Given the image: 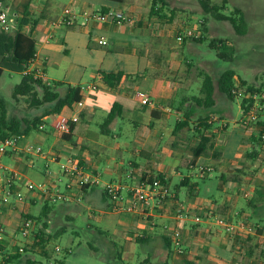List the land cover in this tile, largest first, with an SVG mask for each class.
<instances>
[{
    "label": "crops",
    "instance_id": "1",
    "mask_svg": "<svg viewBox=\"0 0 264 264\" xmlns=\"http://www.w3.org/2000/svg\"><path fill=\"white\" fill-rule=\"evenodd\" d=\"M153 1L68 0L60 5L72 6L76 11L74 23L53 26L51 23L61 14L49 4H41L40 0H5L7 7L15 9V24L25 19L23 29L36 44L37 60L28 70L41 72L49 84L79 87L85 107L70 139L55 131L57 114H48V107L33 109L32 114H36L32 119L40 120L38 128L19 136L18 150L8 153L4 158L10 162L3 164L15 171L14 187L20 193L22 183L26 186L29 181L42 182L32 179L51 181L70 196V200L61 201L64 204L79 202L80 196L94 197L100 192L113 210L105 193L108 184L121 185L122 193L127 196L142 179L160 178L169 193L162 198V203L152 200L149 209L134 213L114 210L119 213L116 227L123 225L144 249L140 264H264V222L255 219V209L250 211L241 205V196L251 208H258V199L264 202V166L255 161L251 140L240 125L241 118L230 120L223 110L208 111L195 105L193 97L201 95L202 83L192 82L189 75L193 62L184 54L179 56V51L193 48L191 45L195 42L191 37L179 42L173 34L159 32L161 21L192 25L196 16L176 12L169 19L171 14L164 9L159 15H153ZM161 4L158 1L157 8ZM85 10L124 12L131 21L124 24L87 21L82 15ZM164 13L168 17H162ZM102 39L108 43L101 44ZM51 70L60 71L61 78H52ZM4 71L16 73L4 69L0 81ZM118 71L128 75L127 78L109 88L101 74ZM245 80L236 73V83L245 84ZM216 89L220 91L217 85ZM193 91L196 94L191 95ZM215 91L214 107L218 103ZM142 94L151 103H144ZM227 99L230 98L221 99L224 107ZM115 105L120 106L119 115L104 126ZM192 112L195 113L187 120L185 113ZM205 116H208V125L201 124ZM185 120L188 124L175 133L177 124ZM204 136L212 139L211 147L208 154L196 158L193 150ZM37 146L47 154L37 155L34 151ZM70 161L96 177L99 183L82 189L74 185L67 190L69 180L61 165ZM197 165L212 167L217 180L201 177L195 170ZM242 170L247 175L241 174L239 179L237 173ZM175 179L178 183L174 186ZM101 185L104 189L99 190ZM22 196L18 210L13 211L6 198H13L15 203V197L7 196L5 184L0 188V225L6 228L0 241L1 252L16 248L14 244L30 242L31 234L19 240V227L22 216L36 219L30 207L39 203L42 204L39 228L44 225L43 232L48 235L65 230L51 233L47 221L43 220L57 210L46 195L27 190ZM196 216L201 217V222L195 220ZM215 216L232 221L246 219L260 229L254 235L230 237L215 227ZM65 217L71 218L67 214ZM177 229L181 231V253L170 241V235ZM6 254H0V264H19L20 258L8 261L12 255Z\"/></svg>",
    "mask_w": 264,
    "mask_h": 264
},
{
    "label": "rangeland",
    "instance_id": "2",
    "mask_svg": "<svg viewBox=\"0 0 264 264\" xmlns=\"http://www.w3.org/2000/svg\"><path fill=\"white\" fill-rule=\"evenodd\" d=\"M226 1L224 3V0H211V3L222 7L220 13L236 18L239 27L242 29L241 32L236 30L229 21L216 19L211 14L206 13L199 0H166L167 5L164 10H167L168 14L172 11L182 14L193 13L192 15H195L197 20L192 22V25L195 28H200L205 38L202 43H193L191 45L193 48L179 51V56L182 57L184 54L187 59L193 62V65L190 66L189 76L193 83L199 80L197 85L203 82L204 72L210 74L214 84L217 85L221 73L233 69L238 76L246 79L245 84L263 88L264 0ZM60 2L67 3L68 0H40L41 4H49L52 10L61 14L64 6L62 7ZM1 11L7 13V21L10 25L15 23V9L7 7L5 1H0ZM241 17L243 18L242 22L240 21ZM198 20H205V26H199ZM16 24L18 23L16 22ZM212 40L217 45L224 42L227 51L233 55V59L219 58L218 51L209 46ZM49 74L54 79L61 78L60 71L51 70ZM21 80L22 75L19 73L11 74L9 71H4L0 81V98L5 101L9 117L17 120H32V116L36 113L32 114L33 108L28 98L19 97L16 99L13 97L14 87ZM193 92L190 94H196V91ZM215 95L218 100L217 106L208 109V111L223 110L226 112V118L230 120L241 118L239 100L227 99L226 107H224L221 99L226 97L225 94L216 89ZM172 123L173 126L176 125L175 116ZM255 161L257 162L256 158ZM3 162L8 164L9 158H4ZM241 174L247 175L246 171L242 170L237 173L239 179H241ZM210 177H213L214 182L217 180V175L214 173ZM32 180L45 182L37 179ZM177 183L178 179H175L173 185L175 186ZM22 186L21 194H24L28 188L25 183H22ZM102 189H104V185L99 188V190ZM214 191L216 192V190ZM6 203L10 207L14 203L13 198H6ZM107 203L100 192L94 197L80 196L79 202L71 201L67 204L61 201L52 202L57 210L54 212L52 209L53 212L50 217L43 220L47 221L51 233L60 231L62 228L65 229L64 232L61 231L60 234L55 233L54 235L45 234L43 232L44 225L39 228L41 222H39L38 217L41 215L42 204L39 203L36 207L31 206L30 212L36 216V219L31 218L33 225L30 232V242H22L20 245L14 244L16 248L0 251V254L3 256H7L6 253L13 255L17 249L24 247L28 251L20 252L19 264H140V258L144 253L142 245L133 239L131 233L125 231L123 225L119 224L116 227L119 213H116ZM257 204L258 208H251L247 206L246 200L241 196V205L250 211L255 209L257 213L261 214L264 222V202L258 199ZM60 206L66 208L62 210ZM66 214L71 218H66ZM37 235H40L45 242L43 246L34 248L32 245H34ZM18 236L19 240L25 238L21 233ZM42 247L45 250H42Z\"/></svg>",
    "mask_w": 264,
    "mask_h": 264
},
{
    "label": "built area",
    "instance_id": "3",
    "mask_svg": "<svg viewBox=\"0 0 264 264\" xmlns=\"http://www.w3.org/2000/svg\"><path fill=\"white\" fill-rule=\"evenodd\" d=\"M82 15L87 21H114L118 24H124L131 21V17L124 12L101 13L92 10H85L82 12ZM7 17V13L5 11L0 13V25L2 29L7 32L17 30L19 24L14 23L10 25L7 21ZM76 17L77 13L72 6L64 7L59 18L51 24L53 26L58 23L63 25H72ZM161 22L162 25L159 27L160 34L166 35L171 33L179 42H183L188 37L203 36V32L200 28H195L193 25L185 22ZM198 22L199 26H203L204 20H198ZM107 43L108 42L105 39H102L101 44L106 45ZM37 56L38 54L36 53L30 64L37 60ZM27 72L30 71L27 70ZM34 76L35 78H43L41 72L34 73ZM231 93L235 99L240 101V110L242 115L240 125L251 140V150L256 154L258 164L264 166V87L252 88L250 85L235 83ZM141 99L144 103H151L150 98L145 94H142ZM84 107L85 103L81 99L79 102L74 104L70 115H65L63 113L57 114L53 125L55 131L61 135L69 133L71 124H76L80 121V113ZM18 142L19 136H11L4 140H0V188H3V185L5 184L7 196L15 197L16 202L10 206V209L13 211L18 210V205L22 202L23 196L16 190V187H14L16 178L15 171L9 169L3 164V158L8 153L18 150ZM34 151L37 155L47 154L41 146H37ZM61 168L63 174L69 180L67 190H70V188L74 185L79 189H82L87 186L92 187L99 183V180L96 177H92L84 170L78 168L72 163V161L67 164H62ZM195 170L201 177L210 176L213 173L212 167L205 165H197L195 166ZM26 187L29 191L37 190V192L46 195L52 202L70 200V196L65 192H61L56 187L55 183L51 181L38 183L29 181L26 183ZM122 190L123 188L119 184H108L105 188V193L111 200L114 210L120 213H134L138 210L145 211L151 207L152 200L157 199L158 203H162V198L169 195L168 190L162 184V180L158 177H155L152 180L142 179L140 183L128 193L127 196L122 193ZM213 218L215 227L221 229L225 234L234 238L257 234L260 229L258 225L246 219L232 221L222 216H215ZM195 220L197 222H201V217L196 216ZM32 225L33 220L31 218L22 216L19 232L23 237L27 238L30 236ZM5 234L6 228L3 225H0V241L4 238ZM170 241L174 245V249L178 253H181L182 245L180 230L177 229L170 235ZM19 251L24 252V247H20Z\"/></svg>",
    "mask_w": 264,
    "mask_h": 264
},
{
    "label": "trees",
    "instance_id": "4",
    "mask_svg": "<svg viewBox=\"0 0 264 264\" xmlns=\"http://www.w3.org/2000/svg\"><path fill=\"white\" fill-rule=\"evenodd\" d=\"M158 1L162 2L161 7L159 8H157ZM226 2L227 1L224 0V3ZM199 3L206 13L211 14L216 19L227 20L236 30L239 32L242 31L236 18L220 13L222 7L219 5L212 4L211 0H199ZM166 5V0H154L151 14L159 15ZM174 13V11L170 13L171 15L169 19L172 18ZM161 16L168 17L166 13ZM242 20L243 18L241 17L240 21L242 22ZM25 24L26 20L23 19L22 22H20L18 29L14 32H7L3 29L0 30V76L4 69L23 74L21 82L14 87L13 97L16 99L19 97H27L33 109L48 107L47 113L51 115L72 111L74 104L82 99L79 87L63 85L60 83L49 84L44 78H35L33 72H27L30 62L36 54V44L34 40L30 38L29 33L24 31L23 27ZM190 39L195 43H202L205 40L203 37H191ZM209 46L218 51L219 58L225 60L233 59V55L227 51L224 42L217 45L212 40ZM101 75L104 83L109 88L119 85L128 76L122 71L110 73L103 72ZM235 76V70L228 69L221 73L217 82L218 89L231 100L235 99L231 93L232 88L236 83ZM214 91L215 84L212 76L208 73H203V82L200 91L201 95L193 97L195 105L206 110L213 108L215 106ZM119 109V105L114 106L106 118L104 126L110 124L116 119L119 115L117 112ZM194 113L195 112H192L191 114L185 113L186 119L189 120ZM187 120L178 123L174 132L177 133L178 130L185 127L188 124ZM207 121L208 116H205L201 120V124L208 125ZM39 123V119L17 120L9 117L5 101L0 98V140H4L11 136L28 135L30 131L38 128ZM74 125L75 124H71L70 132L63 134V138H71V132L74 129ZM211 141V138L204 136L201 143L193 150L194 157L197 158L208 154V149L211 147ZM254 216L262 220L261 214L256 212ZM44 242L45 240L41 238L40 235H37L32 247L36 248L38 246H43ZM24 250L28 251L27 249ZM42 250H45V248L42 247ZM20 256L21 253L19 249H17L16 253L11 256V260H7L12 261L20 258Z\"/></svg>",
    "mask_w": 264,
    "mask_h": 264
}]
</instances>
